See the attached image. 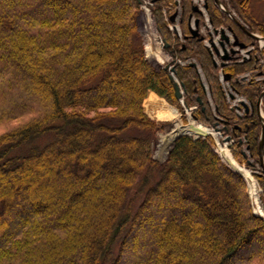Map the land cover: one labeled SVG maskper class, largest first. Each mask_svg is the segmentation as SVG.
I'll return each mask as SVG.
<instances>
[{
    "label": "trees",
    "instance_id": "trees-1",
    "mask_svg": "<svg viewBox=\"0 0 264 264\" xmlns=\"http://www.w3.org/2000/svg\"><path fill=\"white\" fill-rule=\"evenodd\" d=\"M254 1L264 7V0L223 3L247 31L264 38ZM206 3L212 28L230 27L240 42L250 41ZM174 5L0 0V264L4 256L20 264H264V220L253 215L243 178L221 162L211 134L182 130L162 161L152 156L166 123L149 119L142 102L152 92L180 108L172 74L190 118L229 137L231 154L251 168L264 210L256 112L235 116L226 107L217 67L189 33V17L200 27L201 16L190 0H179V39L168 29ZM149 16L163 57L153 48ZM12 33L13 41L4 38ZM191 59L212 109L195 68L176 64ZM255 61L220 69L251 105L258 85L234 77ZM260 108L264 118V95ZM262 148L264 162V133ZM219 153L238 170L225 148ZM238 171L255 191L248 174ZM253 206L262 213L257 199Z\"/></svg>",
    "mask_w": 264,
    "mask_h": 264
},
{
    "label": "rangeland",
    "instance_id": "rangeland-1",
    "mask_svg": "<svg viewBox=\"0 0 264 264\" xmlns=\"http://www.w3.org/2000/svg\"><path fill=\"white\" fill-rule=\"evenodd\" d=\"M191 1V0H190ZM220 3H222L224 0H219ZM146 4H148L147 2H145ZM174 10L177 12V17L175 18L174 21H178V12H180V8H179V0H174ZM225 7V6H224ZM218 9V8H217ZM220 11V9H218ZM204 11V10H203ZM226 11L229 12V9L226 8ZM174 12V13H176ZM252 13L253 15L257 18V19H262L264 18V7L260 4H257L255 1L253 2L252 4ZM229 14L232 16L231 18L232 19H235L237 21V23H239L240 26H243L245 27V25H243L238 19L237 17L235 16L234 13H232L231 11L229 12ZM227 16V15H226ZM229 18V20L231 21V18L229 16H227ZM149 22H150V29H149V32H151L152 34V37L153 38V48L155 50V52L158 53V55H164V53L162 52L161 50V47H160V44H158L157 42L155 43V38L157 37V34L155 33V30H154V27H153V19L149 16ZM202 19V24H204V20L203 18ZM206 19V17H205ZM232 22V21H231ZM192 23V22H191ZM210 22H206V25H209ZM178 25V24H177ZM192 25V24H190ZM234 25V24H233ZM20 27V26H19ZM19 27H17L18 29H16L13 33L15 32H19ZM178 27V26H176ZM237 27V26H236ZM201 25H200V28L201 29ZM227 28L228 27H225V26H219V27H216L215 29L211 27V24L209 26V29L207 32H210L211 34V38L214 37V38H219V30H222L224 32V36L227 38V40H229V48H232L233 50L236 49V47H232V28L231 29V32L227 31ZM21 29V28H20ZM179 29V28H178ZM246 30H248L246 27H245ZM214 31H216V35H214ZM250 32V31H249ZM254 34H257L259 35L260 37H262L260 34L256 33L255 31H252ZM5 35L4 38L7 39V40H11L13 41L14 40V35ZM154 35V37H153ZM181 37V36H180ZM26 38V37H25ZM220 40V39H219ZM262 43H260L261 47H258V44H256L255 42H253L254 40H251L249 42H247L246 46H250V43L253 42V50L250 52V56H249V59L252 57H257V61H255V64H253V66L245 71H242L240 73H238L235 77H234V80L235 81H238L240 83H242L243 85L245 84H249V83H255L256 85H258V89L260 91V93L264 90V38L262 37ZM221 41V40H220ZM3 43H5V41L3 40L2 41ZM231 42V43H230ZM259 45V46H260ZM219 49V47H218ZM220 50V49H219ZM222 53V52H221ZM238 56H239V53H237ZM237 54H233L235 55V57H237V59L233 58L229 61H227L225 63V61H223L225 63V65L229 64V63H232L233 60H235L236 63H240L241 60H240V56L238 57ZM232 57V55H230ZM161 57V56H160ZM159 57V58H160ZM247 59V60H249ZM259 59H261V63H259ZM215 60V63L218 65V63L221 62V60L219 61L218 59H214ZM247 60H242V62H245ZM254 60V59H252ZM178 61L180 62H184V61H181V60H177L176 61V64L180 65L178 63ZM191 63H194L195 64V67H196V71H197V75H198V79H199V83H200V86L202 87V90H203V93L205 95V99H206V102L209 106V108L212 109V103L209 99V94H208V88H207V85H206V82L204 80V77L203 75L201 74V71L199 69V66L198 64L193 60L191 59L190 60ZM185 65V64H184ZM217 80H218V83L221 87V91L223 93V96H224V100H225V104H226V107L228 109H230L232 112H233V115L235 116H241L243 114H246L247 112H252L253 110H255V104L254 105H251L249 104V102L247 101V99L245 98L244 95L242 94H238L237 92H235V90L233 91L231 85H230V78L228 80H225L224 79V76L225 74H223L221 72V67L217 66ZM224 65V66H225ZM258 73H260V75H258ZM228 76V75H227ZM229 77V76H228ZM259 96V95H258ZM258 98V97H257ZM165 101V100H164ZM166 102V101H165ZM240 102L243 103L247 109L246 112L245 109L240 105ZM167 103V102H166ZM179 103V101H178ZM256 103V102H255ZM169 106H171L174 110H176V118L175 120H170L169 121H161V122H158V123H166L165 127L163 128V130L161 132H159L157 135H156V138H155V141H154V145H153V151H152V156L157 160V161H162L164 159V156H165V152H166V149H167V146L170 142V140L173 138V136H175L178 132L182 131V130H186L190 135L192 136H195V132H193V129L194 128H197V127H200L202 129L205 130V132H209L212 137H213V142H214V150L215 152L218 154V157L220 158L221 162L223 164H225L229 169H231L233 172H237L241 175V177L243 178L244 180V183H245V186H246V193H247V196H248V199H249V203H250V206L252 208V213L260 216L259 218L263 219L264 220V210L262 208V205H261V202H260V198H259V192L261 190V188L259 187L257 181L255 180V177H253L252 175V170L250 167L247 166L246 162H240L239 160H237L232 154H231V151H230V146H231V140H229L228 142H223V139L225 137H222L220 135L219 132H214V130L210 127H207V126H204V125H201V124H198L196 122H192L193 120L190 118V114L189 112L186 110V108H183V106L179 103V106L180 108H182V111L180 110V108H177V106L175 105H171L169 103H167ZM260 104H261V101H260ZM250 105L252 106V109H250ZM236 107L239 108V110L236 111ZM260 108V107H259ZM236 111V112H235ZM237 113H239V115H237ZM260 114L261 116H263L262 112H261V108H260ZM175 115V114H174ZM182 117L185 118V121H186V124H182L181 123V119ZM149 118V117H148ZM150 119V118H149ZM153 120V119H152ZM155 121V120H154ZM157 122V121H155ZM185 127V128H184ZM241 142V140H239ZM222 148H225L227 153L229 155H226V158L229 160V162H231L233 164L234 167H236L238 170H244L248 176L253 180V182L255 183V191H252L250 192L249 191V186H248V183H247V180L244 178V176L241 174L240 171L238 170H235L233 168H231L229 165H227L222 159H221V156H220V153H219V150L222 149ZM233 151H236V149H233ZM239 151L242 155H245L247 156V150L245 147H242L240 146L239 148ZM256 168V167H255ZM251 193V194H250ZM255 196V197H254ZM254 197V198H253ZM254 199L256 200L257 199V204H258V207L259 209H261V214H258L255 209V207L253 206V201ZM11 257V256H10ZM7 262L6 264H20L19 262H12V258H9V256H4L2 257L1 259V263L3 262Z\"/></svg>",
    "mask_w": 264,
    "mask_h": 264
},
{
    "label": "water",
    "instance_id": "water-1",
    "mask_svg": "<svg viewBox=\"0 0 264 264\" xmlns=\"http://www.w3.org/2000/svg\"><path fill=\"white\" fill-rule=\"evenodd\" d=\"M212 1H213L212 3H213L215 6H218V5L220 4V1H219V0H212ZM203 9H204V10L207 9V4H206V3L203 5ZM192 11L195 12V13H197V14H200L199 10H198L197 8H195V7H192ZM225 14L229 15V13L226 12V11H225ZM173 17H174V15H172V16L169 18V20L172 21ZM231 21H232V23H233L235 26H237L241 31H243V32H244L249 38L254 39V36H253L252 34H250V33L245 32V31L243 30V28L239 25V23H237V21H236L235 19H231ZM228 30L231 31L230 29H228ZM215 32H216V31H214V33H215ZM189 33H190V36H191L192 38H195L197 41H202V38L199 36V34H198V32H197V21H196V20H194V22H193V27H192V28L189 27ZM219 34H220V40H221V41L218 42V45H219V47H221V52H222V55L219 57V59H220L221 61H227V60L230 59V55H233V54L235 53V51L232 50V49H230V50H229V55L224 51L222 41H223V40L226 41L227 39L223 36V32H222V31H220ZM155 40H156V42L160 43V40H159L158 37H156ZM211 46L213 47L212 44H211ZM232 46H233V47H236V46H237L239 49L244 48V45L241 44V43H238L237 39H236L234 36H233V43H232ZM164 47H166V46H164ZM214 52H215V54L217 55V51H215V49H214ZM212 64H213L214 66H216L215 62H213V61H212ZM224 65H225V63L222 62V63L219 64V67H223ZM190 66H191V67H195L194 64H190ZM165 68H166V67H165ZM169 71L171 72L172 69H169ZM224 79H225V80H228L229 77H228L227 75H225V76H224ZM169 80H170V82L172 83L173 92H174V97H175V99L179 100V99L181 98V93H180V91H179V86H178L176 80L174 79V77H173L172 75H169ZM263 95H264V90L259 94V96H258V98H257V100H256V103H255V107H254V108H255V112H256L257 119H258V121H259V123H260V132H259V138H258V146H257L258 151H257V152H258V161H259L260 171H261V174L264 176V162H263V158H262L263 133H264V128H263V126H264V118H263V116H261V114H260V108H259V107H260V101H261V98L263 97ZM196 100H197L198 104H200L199 99L197 98ZM242 106H243V104H242ZM243 107H244L245 112H246V111H247L246 107H245V106H243ZM250 109H252V106H251V105H250ZM191 119H192V118H191ZM192 120H193V119H192ZM193 121H194V120H193ZM184 128H185V127H184ZM216 131H217V130H214V132H216ZM184 132H185V133H188L186 130H184ZM204 135H210V133H209V132H205ZM229 140H230L229 137H225V138L223 139V142H228ZM238 144H240V141L238 142ZM246 149H247V148H246ZM235 172H236V171H235ZM253 215H254V216H257V217H260V216L254 214V213H253Z\"/></svg>",
    "mask_w": 264,
    "mask_h": 264
},
{
    "label": "built area",
    "instance_id": "built-area-1",
    "mask_svg": "<svg viewBox=\"0 0 264 264\" xmlns=\"http://www.w3.org/2000/svg\"><path fill=\"white\" fill-rule=\"evenodd\" d=\"M191 4L193 6H195L197 9H199L200 12L202 13V17H203V20H204V24H202V26H201L202 28L199 30V33L204 37L203 44L210 49L209 43H208V41L210 40L211 43L213 44V46L215 47V49L218 50V52H219L220 51L218 49V47H219L218 46L219 38H217V37L216 38H214V37L211 38L210 32H207L210 25H206V22H208V19H207L206 13L203 11L204 0H191ZM205 17H206V19H205ZM176 26H178L177 25V21H174L173 23H169L168 24V29L169 30H172V31H175L177 37L180 38L179 30H178V27H176ZM253 36H254V41L253 42H255L256 44H258V47H261L260 43H262V41H263L262 40V37H260L257 34H253ZM253 42L250 43V46H245L243 49H238V48L235 49L236 50L235 51V55L237 53H239L241 62H242V60L249 59L250 52L253 50V44H252ZM224 49H225V51H228L229 50V41L224 44ZM235 55H232V57L235 58V59H237V57H235ZM237 56H238V54H237ZM214 58H216V57L214 56ZM178 63L180 65H184V64H190L191 62H190V60H185L184 62L178 61ZM259 63H261V59H259ZM258 75H260V73H258ZM180 103H181V101H180ZM240 104H241V102H240ZM237 110H239V108L236 107V111ZM237 115H239V113H237Z\"/></svg>",
    "mask_w": 264,
    "mask_h": 264
},
{
    "label": "crops",
    "instance_id": "crops-1",
    "mask_svg": "<svg viewBox=\"0 0 264 264\" xmlns=\"http://www.w3.org/2000/svg\"><path fill=\"white\" fill-rule=\"evenodd\" d=\"M142 108L144 114L147 117L157 122L169 121L170 118L175 120L176 118V110L169 106L162 98L157 97L152 92H149L146 98L143 100Z\"/></svg>",
    "mask_w": 264,
    "mask_h": 264
},
{
    "label": "flooded vegetation",
    "instance_id": "flooded-vegetation-1",
    "mask_svg": "<svg viewBox=\"0 0 264 264\" xmlns=\"http://www.w3.org/2000/svg\"><path fill=\"white\" fill-rule=\"evenodd\" d=\"M211 2H213L212 0H211ZM206 3V0H204V4ZM207 4V3H206ZM213 4V3H212ZM214 5V4H213ZM215 6V5H214ZM216 8H217V6H215ZM207 10V9H206ZM200 16H201V18H203L202 17V14H199ZM190 20H191V18L189 17V20H188V25H189V23H190ZM197 21V20H196ZM197 25H198V21H197Z\"/></svg>",
    "mask_w": 264,
    "mask_h": 264
},
{
    "label": "bare ground",
    "instance_id": "bare-ground-1",
    "mask_svg": "<svg viewBox=\"0 0 264 264\" xmlns=\"http://www.w3.org/2000/svg\"><path fill=\"white\" fill-rule=\"evenodd\" d=\"M155 43H156V40H155ZM174 116V115H173ZM172 117V116H171ZM168 118H170V117H168ZM171 119V118H170Z\"/></svg>",
    "mask_w": 264,
    "mask_h": 264
}]
</instances>
